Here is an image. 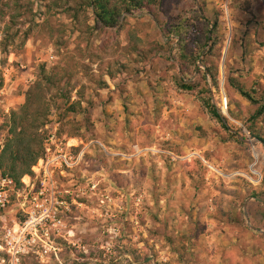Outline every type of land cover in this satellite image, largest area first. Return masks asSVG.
<instances>
[{"label":"rangeland","instance_id":"rangeland-1","mask_svg":"<svg viewBox=\"0 0 264 264\" xmlns=\"http://www.w3.org/2000/svg\"><path fill=\"white\" fill-rule=\"evenodd\" d=\"M3 1L0 155L12 113L55 75L71 97L52 85L44 129L84 156L56 173L60 204L37 242L0 264H264V144L250 134L264 137V115L252 122L258 105L228 83L264 89V0H162L114 27L92 7L76 11L78 0ZM208 27L216 45L194 66ZM201 60L216 66L217 86Z\"/></svg>","mask_w":264,"mask_h":264},{"label":"trees","instance_id":"trees-1","mask_svg":"<svg viewBox=\"0 0 264 264\" xmlns=\"http://www.w3.org/2000/svg\"><path fill=\"white\" fill-rule=\"evenodd\" d=\"M14 4L15 9L26 8L25 4H22L20 0H7L3 1L4 6H10ZM63 5V0H60ZM162 0H78L76 4V11L81 10L85 5L92 7L95 13V19L98 22L104 24L107 27L116 26L124 13H141V12H152L154 14L155 9L159 7ZM28 8L26 9V11ZM0 13L1 9H0ZM74 20L78 21V12L73 13ZM8 32V30H7ZM212 30L208 27L207 31L204 32L201 38L198 40L195 46V51L191 55L192 64L197 66L198 59L203 53L208 42L212 40L210 45V53L213 50V46L216 45L217 39H213L210 36ZM28 37V33L26 34ZM181 36L178 42L179 48L181 49V55L188 56L184 53L183 49L185 46V38ZM208 74L211 76L213 85L217 86V75L215 68L216 66L210 65L208 61L201 60ZM197 71L202 73L203 78H206L207 74L203 69L197 67ZM229 85L234 91L239 93L244 99L254 105H258L255 113L251 116L250 120L254 122L264 115V89L261 91L256 87L246 88L241 85L233 75L228 77ZM62 79H58L55 75L39 78L37 83L27 93L26 101L22 105L19 112H13L11 115V126L9 129V136L6 139L5 146L0 155V171L2 175H8L14 178L20 183L21 178L25 174H31L32 166L45 154V144L47 133L44 129L49 122V115L51 112V104L47 99L46 93L55 84L59 89V96L70 99V92L66 89L62 92L60 83ZM178 88L185 90H192V85L185 84L179 85ZM210 89H208V92ZM258 96V97H257ZM200 105L204 112L215 122L220 123L225 129H228L224 115L220 112L218 107L211 101L208 96H198ZM76 107H69V111H75ZM41 130V131H40ZM251 137H256L264 144V137L259 131L254 130L250 132ZM240 143H243L239 140Z\"/></svg>","mask_w":264,"mask_h":264},{"label":"built area","instance_id":"built-area-1","mask_svg":"<svg viewBox=\"0 0 264 264\" xmlns=\"http://www.w3.org/2000/svg\"><path fill=\"white\" fill-rule=\"evenodd\" d=\"M73 139L60 142L55 134L47 137L45 155L25 174L20 183L0 173V255L17 259L39 239L40 228L45 229L52 210L60 204L56 173L74 169L84 152L73 156L77 146ZM54 220V218H53ZM61 224L54 220L53 225ZM47 234V233H46Z\"/></svg>","mask_w":264,"mask_h":264}]
</instances>
